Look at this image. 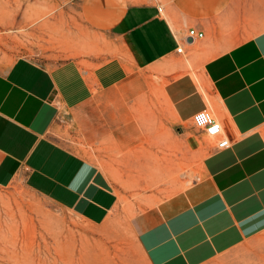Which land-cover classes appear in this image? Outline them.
Listing matches in <instances>:
<instances>
[{"label":"crops","instance_id":"obj_1","mask_svg":"<svg viewBox=\"0 0 264 264\" xmlns=\"http://www.w3.org/2000/svg\"><path fill=\"white\" fill-rule=\"evenodd\" d=\"M80 7L119 49L94 66L29 57L0 66V185L23 180L101 223L120 198L97 148L139 147L147 131L189 127L208 108L232 145H213L189 188L138 218L139 244L149 264H264V0ZM191 27L204 36L190 41Z\"/></svg>","mask_w":264,"mask_h":264},{"label":"rangeland","instance_id":"obj_2","mask_svg":"<svg viewBox=\"0 0 264 264\" xmlns=\"http://www.w3.org/2000/svg\"><path fill=\"white\" fill-rule=\"evenodd\" d=\"M80 2L0 0V66L19 57L48 65L85 59L94 66L113 56L119 41L86 24ZM215 144L192 123L147 131L133 149L98 147L107 159L100 163L120 198L101 223L61 207L23 180L0 185V264H149L139 244L138 218L192 185ZM46 212L64 225L47 228Z\"/></svg>","mask_w":264,"mask_h":264},{"label":"built area","instance_id":"obj_3","mask_svg":"<svg viewBox=\"0 0 264 264\" xmlns=\"http://www.w3.org/2000/svg\"><path fill=\"white\" fill-rule=\"evenodd\" d=\"M159 9L162 10V7H159ZM188 34L193 39L204 36V32L199 31L195 27H191ZM178 51H185V45L183 43L179 45ZM193 123L196 127L202 129L210 138L215 140L217 149H225L232 145V139L226 134L223 123L216 117L212 110L205 108L197 111L193 115ZM212 129H215V131H212Z\"/></svg>","mask_w":264,"mask_h":264},{"label":"bare ground","instance_id":"obj_4","mask_svg":"<svg viewBox=\"0 0 264 264\" xmlns=\"http://www.w3.org/2000/svg\"><path fill=\"white\" fill-rule=\"evenodd\" d=\"M189 188V187H188ZM7 203V202H6ZM5 203V205H6ZM8 207H11V205L8 204L7 208ZM9 209V208H8ZM24 214V213H23ZM55 219V220H54ZM44 221H45V224H46V227L47 228H55V226L57 227H60V226H63V221L61 218H59V216L55 217V215L51 212H46L45 213V217H44ZM56 222V223H55ZM63 224V225H62ZM66 224V223H65Z\"/></svg>","mask_w":264,"mask_h":264},{"label":"water","instance_id":"obj_5","mask_svg":"<svg viewBox=\"0 0 264 264\" xmlns=\"http://www.w3.org/2000/svg\"><path fill=\"white\" fill-rule=\"evenodd\" d=\"M189 40L191 41V40H193V38L191 37Z\"/></svg>","mask_w":264,"mask_h":264},{"label":"snow or ice","instance_id":"obj_6","mask_svg":"<svg viewBox=\"0 0 264 264\" xmlns=\"http://www.w3.org/2000/svg\"><path fill=\"white\" fill-rule=\"evenodd\" d=\"M212 131H215V129H212Z\"/></svg>","mask_w":264,"mask_h":264}]
</instances>
